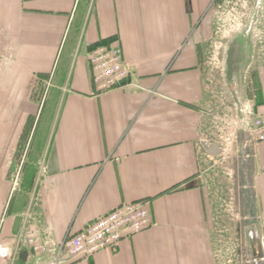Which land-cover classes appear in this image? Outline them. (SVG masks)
Here are the masks:
<instances>
[{
  "label": "crops",
  "instance_id": "1",
  "mask_svg": "<svg viewBox=\"0 0 264 264\" xmlns=\"http://www.w3.org/2000/svg\"><path fill=\"white\" fill-rule=\"evenodd\" d=\"M216 13L215 0H0V264H53L67 234L141 201L147 230L69 264H264V142L248 132L264 39H235L211 67ZM114 42L132 74L97 94L87 55ZM203 143L231 156L233 227L197 181L215 158Z\"/></svg>",
  "mask_w": 264,
  "mask_h": 264
},
{
  "label": "built area",
  "instance_id": "2",
  "mask_svg": "<svg viewBox=\"0 0 264 264\" xmlns=\"http://www.w3.org/2000/svg\"><path fill=\"white\" fill-rule=\"evenodd\" d=\"M90 82L97 94H103L125 85L131 77V69L123 61L117 42L97 45L87 55ZM248 132L255 143L264 142V109L248 122ZM150 226L148 203L145 201L124 204L88 224L76 234H67L61 243L53 264H69L88 259L105 250H115L119 242L129 240ZM33 241L29 240V244ZM264 245V239L262 240ZM0 259L8 260L10 252L0 245ZM45 250L33 247V251Z\"/></svg>",
  "mask_w": 264,
  "mask_h": 264
},
{
  "label": "rangeland",
  "instance_id": "3",
  "mask_svg": "<svg viewBox=\"0 0 264 264\" xmlns=\"http://www.w3.org/2000/svg\"><path fill=\"white\" fill-rule=\"evenodd\" d=\"M251 3L252 0H225V2L215 0V10L219 11L220 15L216 13L213 22L220 23L222 26L219 35L215 30V37L220 39L221 44L211 46L210 54L213 59L219 60L220 58V64L217 62L218 60H212L211 67L216 66L218 69V65L224 66L223 59L229 54L233 55L234 50L238 49V45L235 46L233 42L235 39L243 40V42L247 39L255 43H251L253 48L261 39H264V30L261 28L264 23V5L250 13ZM217 5L220 6L219 9ZM258 46L260 45L258 44ZM209 161L197 181L211 202L212 213L216 216L226 217L225 224L233 227L231 220L234 219L235 201L241 190L234 173L231 156L226 154L220 158H211ZM233 229L236 231V228Z\"/></svg>",
  "mask_w": 264,
  "mask_h": 264
},
{
  "label": "water",
  "instance_id": "4",
  "mask_svg": "<svg viewBox=\"0 0 264 264\" xmlns=\"http://www.w3.org/2000/svg\"><path fill=\"white\" fill-rule=\"evenodd\" d=\"M203 146L211 157H216L221 153V151H219V148L216 144L203 143Z\"/></svg>",
  "mask_w": 264,
  "mask_h": 264
},
{
  "label": "clouds",
  "instance_id": "5",
  "mask_svg": "<svg viewBox=\"0 0 264 264\" xmlns=\"http://www.w3.org/2000/svg\"><path fill=\"white\" fill-rule=\"evenodd\" d=\"M0 254H6V250H0Z\"/></svg>",
  "mask_w": 264,
  "mask_h": 264
},
{
  "label": "trees",
  "instance_id": "6",
  "mask_svg": "<svg viewBox=\"0 0 264 264\" xmlns=\"http://www.w3.org/2000/svg\"><path fill=\"white\" fill-rule=\"evenodd\" d=\"M97 45H101V44H97ZM97 45H95V46H97ZM95 46H93V47H95ZM93 47H92V48H93Z\"/></svg>",
  "mask_w": 264,
  "mask_h": 264
},
{
  "label": "flooded vegetation",
  "instance_id": "7",
  "mask_svg": "<svg viewBox=\"0 0 264 264\" xmlns=\"http://www.w3.org/2000/svg\"><path fill=\"white\" fill-rule=\"evenodd\" d=\"M263 30H264V25H263V27H261Z\"/></svg>",
  "mask_w": 264,
  "mask_h": 264
}]
</instances>
